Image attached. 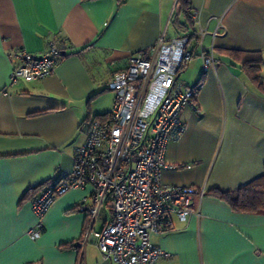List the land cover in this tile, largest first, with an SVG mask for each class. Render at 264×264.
Masks as SVG:
<instances>
[{"label": "crops", "instance_id": "1", "mask_svg": "<svg viewBox=\"0 0 264 264\" xmlns=\"http://www.w3.org/2000/svg\"><path fill=\"white\" fill-rule=\"evenodd\" d=\"M183 2L188 12L180 0H0V264H112L94 240L80 245L91 217L79 208L92 188L61 197L36 240L31 203L54 176L72 173L130 56L178 36L191 37L194 55L180 80L201 87L196 108L180 114L185 130L167 146L161 180L206 193L192 198L186 222L166 215L173 228L151 241L172 257L157 264H264V214L237 212L222 198L264 175V91L230 53L259 54L264 87V0ZM51 42L63 53L54 74L5 96L18 53L41 56ZM211 48L217 65L204 73L201 54Z\"/></svg>", "mask_w": 264, "mask_h": 264}, {"label": "built area", "instance_id": "2", "mask_svg": "<svg viewBox=\"0 0 264 264\" xmlns=\"http://www.w3.org/2000/svg\"><path fill=\"white\" fill-rule=\"evenodd\" d=\"M190 39L161 37L151 48L131 55L127 69L113 76L108 86L115 94L113 107L90 122L87 141L75 153L72 173L54 176L31 203L38 221L29 232L33 240L41 236L44 219L61 197L90 187L92 194L79 210L91 217V227L80 245L94 240L102 258L112 264H157L172 257L152 243V236L173 228L167 214L186 222L193 214L192 198L206 193L168 187L161 180L168 167L167 146L185 130L180 114L186 107L196 108L201 87L180 80L194 56L188 51ZM17 57L20 62L13 68L5 96L21 81L31 83L53 75L63 53L51 42L41 56L22 51ZM201 59L204 73L217 65L213 48L203 51ZM104 213L109 214L106 226L97 232L92 225Z\"/></svg>", "mask_w": 264, "mask_h": 264}, {"label": "trees", "instance_id": "3", "mask_svg": "<svg viewBox=\"0 0 264 264\" xmlns=\"http://www.w3.org/2000/svg\"><path fill=\"white\" fill-rule=\"evenodd\" d=\"M180 2L185 6L186 12H188V6L186 7L183 0H180ZM230 53L236 60L241 62L247 77L257 89L264 91V87L261 83L262 58L260 55L234 51ZM222 198H224L237 212L264 214V175L235 193L222 195Z\"/></svg>", "mask_w": 264, "mask_h": 264}]
</instances>
